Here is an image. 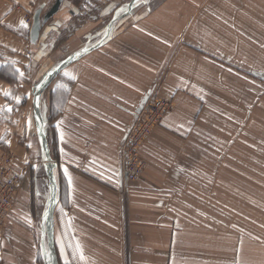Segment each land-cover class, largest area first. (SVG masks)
<instances>
[{
	"label": "rangeland",
	"instance_id": "1",
	"mask_svg": "<svg viewBox=\"0 0 264 264\" xmlns=\"http://www.w3.org/2000/svg\"><path fill=\"white\" fill-rule=\"evenodd\" d=\"M55 1L33 0L27 26L37 8L43 15ZM242 32L264 35V0H62L35 43L27 31L24 88L12 62L0 70L20 93L18 104L8 97L0 105V126L6 129L0 159L8 155L20 176L0 238V264H56L48 225L52 203L63 204L68 193L59 169L60 139L71 137L70 147L79 150L73 155L85 151L88 161L98 145H119L121 173L129 181L148 170L146 145H170L182 162L192 158V152L182 157V145H247L253 147L250 157L258 155L254 147L264 145V69L255 66H264V45ZM81 62L87 69L78 67L71 74L75 79L60 70L52 78L65 64ZM72 89L78 100L66 125L60 115ZM128 98L132 120L124 107ZM129 120L123 137L110 125ZM108 128L117 131L116 140L107 138ZM129 145H135L136 164L126 176ZM174 171L192 174L191 166Z\"/></svg>",
	"mask_w": 264,
	"mask_h": 264
},
{
	"label": "crops",
	"instance_id": "2",
	"mask_svg": "<svg viewBox=\"0 0 264 264\" xmlns=\"http://www.w3.org/2000/svg\"><path fill=\"white\" fill-rule=\"evenodd\" d=\"M31 3L33 0L27 6L24 0H0V70L15 62L13 68L23 73V78L17 73L23 88L28 49L25 34L28 31L29 39L30 27L21 28L20 22L27 24L25 14ZM242 34L251 37L252 43L264 45V35ZM81 65L87 69L81 62L65 64L60 71L73 74ZM241 68L247 69L248 64ZM11 86L0 77V105L9 101L5 92L14 100L20 96ZM75 95L73 89L69 91L60 115L66 125L74 114ZM107 99L118 102L117 98ZM124 107L132 120L129 98ZM131 122L110 125L123 137ZM66 125L61 127L65 135L69 133ZM4 130L0 126V138ZM104 131L108 139H117L115 129ZM60 140L63 159L59 169L68 193L63 204L52 203L48 225L56 264H264V145L254 147L255 157H250L253 147L247 145H182V157L192 152V158L183 162L170 145H146L148 170L137 181H129L121 173L119 145H98L96 155L88 161L85 151L73 155L79 150L70 147V143L74 145L71 137ZM189 166L191 175L175 176V168ZM218 168L224 172L220 174ZM55 179L58 182L56 176L52 183ZM77 244L79 252L75 251ZM23 260L31 262L27 257Z\"/></svg>",
	"mask_w": 264,
	"mask_h": 264
},
{
	"label": "built area",
	"instance_id": "3",
	"mask_svg": "<svg viewBox=\"0 0 264 264\" xmlns=\"http://www.w3.org/2000/svg\"><path fill=\"white\" fill-rule=\"evenodd\" d=\"M135 145H129L124 157V171L126 176H131V167L136 164ZM19 174L13 169L8 155L0 159V238L6 223V219L17 196L19 185Z\"/></svg>",
	"mask_w": 264,
	"mask_h": 264
},
{
	"label": "water",
	"instance_id": "4",
	"mask_svg": "<svg viewBox=\"0 0 264 264\" xmlns=\"http://www.w3.org/2000/svg\"><path fill=\"white\" fill-rule=\"evenodd\" d=\"M61 2H62V0H56L55 3L50 7V9L46 13H44L43 15H40V11H41L40 8H37L35 10V12L33 14V21H32V24H31L30 30H29V40L31 43L36 42V40L39 37L41 25L43 23H45L47 21V19L50 16H52V14H54L58 10ZM59 70H60V68H58L57 70L54 71L52 78L57 74V72ZM34 96H35L34 97L35 98L34 99V105H35L37 94H35Z\"/></svg>",
	"mask_w": 264,
	"mask_h": 264
},
{
	"label": "snow or ice",
	"instance_id": "5",
	"mask_svg": "<svg viewBox=\"0 0 264 264\" xmlns=\"http://www.w3.org/2000/svg\"><path fill=\"white\" fill-rule=\"evenodd\" d=\"M20 26H21V28H27L28 27L27 24H25L23 21L20 22ZM12 63L14 64L15 62H12ZM15 71L17 73H19V76L21 78L23 77V73L20 72L19 69H15ZM49 75H51V73H49ZM64 76L65 77H68L69 79H75V77H73L69 72H64ZM57 87H64V85L60 84V85H57ZM4 95L6 97H10L11 96V93L10 92H5ZM37 100H38V97H37ZM16 102H17V104L19 103V98H16ZM6 111H9L10 112V111H12V109L11 108H7ZM28 124L30 126L31 121H29ZM65 174L67 175V172ZM70 185H71V181L69 180V186ZM75 251L76 252H79V245L78 244L76 245ZM63 253H64V247H63V245H61V254H62V256H63ZM80 259L81 260L83 259L82 253L80 254ZM65 264H67V261H65Z\"/></svg>",
	"mask_w": 264,
	"mask_h": 264
},
{
	"label": "bare ground",
	"instance_id": "6",
	"mask_svg": "<svg viewBox=\"0 0 264 264\" xmlns=\"http://www.w3.org/2000/svg\"><path fill=\"white\" fill-rule=\"evenodd\" d=\"M60 6H61V4H60ZM60 6H59V8H60Z\"/></svg>",
	"mask_w": 264,
	"mask_h": 264
}]
</instances>
